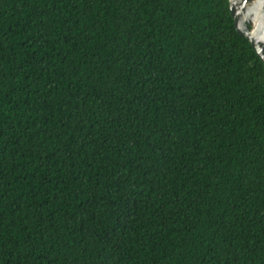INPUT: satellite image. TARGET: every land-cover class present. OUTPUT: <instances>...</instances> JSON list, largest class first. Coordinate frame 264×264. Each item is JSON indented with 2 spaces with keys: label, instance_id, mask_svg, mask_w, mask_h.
<instances>
[{
  "label": "trees",
  "instance_id": "trees-1",
  "mask_svg": "<svg viewBox=\"0 0 264 264\" xmlns=\"http://www.w3.org/2000/svg\"><path fill=\"white\" fill-rule=\"evenodd\" d=\"M0 264H264L228 0H0Z\"/></svg>",
  "mask_w": 264,
  "mask_h": 264
},
{
  "label": "water",
  "instance_id": "water-1",
  "mask_svg": "<svg viewBox=\"0 0 264 264\" xmlns=\"http://www.w3.org/2000/svg\"><path fill=\"white\" fill-rule=\"evenodd\" d=\"M228 5L235 30L264 64V0H228Z\"/></svg>",
  "mask_w": 264,
  "mask_h": 264
}]
</instances>
